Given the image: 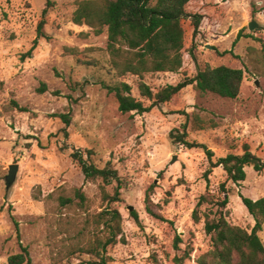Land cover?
<instances>
[{
    "label": "rangeland",
    "instance_id": "374dc122",
    "mask_svg": "<svg viewBox=\"0 0 264 264\" xmlns=\"http://www.w3.org/2000/svg\"><path fill=\"white\" fill-rule=\"evenodd\" d=\"M80 1L0 0V264H9L22 246L32 264H101L77 249L87 241L76 237L86 216L104 209L101 182L85 180L71 158L74 150L93 151L94 163L104 168L110 162L122 179L123 201L112 208L122 214L125 242L108 249L109 264H176L174 259L187 253L191 258L184 264H197L211 249L204 220L209 207L200 209L199 222L193 215L208 189L218 194L226 174L210 167L203 149L175 145L171 135L187 125L188 140L211 150L214 162L242 154L246 144L264 160V0H224L229 9L217 33L205 23L196 41L202 67L245 72L237 100L200 94L190 86L142 115L122 114L115 94L105 88L125 82L142 99L138 77L118 79L112 70L106 32L96 36L73 23ZM41 22L46 38L38 36ZM251 23L257 26L253 31ZM184 78L150 73L144 82L156 92ZM13 102L29 112H19ZM63 114L70 115V126L59 117ZM195 117L202 127L195 125ZM14 165L17 177L7 187ZM246 174L240 185L227 183L228 221L251 232L255 220L240 195L263 198L264 171L247 167ZM76 189L90 200L87 213L61 208L57 201L61 193L72 196ZM260 238L264 243V229Z\"/></svg>",
    "mask_w": 264,
    "mask_h": 264
},
{
    "label": "trees",
    "instance_id": "16d2710c",
    "mask_svg": "<svg viewBox=\"0 0 264 264\" xmlns=\"http://www.w3.org/2000/svg\"><path fill=\"white\" fill-rule=\"evenodd\" d=\"M228 9L227 1L224 0H84L77 3L72 21L77 26L89 27L96 36L106 32V50L110 55L112 70L118 79L127 75L138 77V89L142 99L134 97L131 86L125 82L116 86L105 84V88L115 94L122 114L134 112L142 115L168 104L190 86H195L200 94L238 99L245 72L227 66L202 67L197 57L196 41L198 36L205 33V23L213 28L211 33H217L222 17ZM43 14H46V10ZM44 24L45 22L40 24L39 38H46L42 32ZM37 45L38 42L35 41L28 55H32ZM150 73L181 74L185 78L177 85H169L154 92L144 82L145 75ZM45 89L43 85L40 91L44 92ZM145 101L150 105L146 106ZM13 108L22 113L29 112L27 108L15 102ZM59 117L66 126L71 125L69 114ZM194 122L196 126L202 127V120L199 118L195 117ZM65 136L68 137L67 132ZM171 137L175 145L184 146L189 150L203 149L210 161V167L222 168L226 174V182L219 186L218 194L208 189L199 199L193 215L194 220L199 222L200 209L209 207L208 212L204 213V220L211 249L197 259V264H264V243L260 238L264 229V197L254 201L240 195L244 206L255 220V225L249 232L228 221L230 190L227 188V183L240 185L246 180L247 167H253L256 172H263L264 160L256 156L246 144L242 154H228L214 162V153L211 150L203 144L188 140L187 125ZM85 153L74 150L71 158L87 182H101L100 195L104 210L86 216L84 228L77 232L76 237L87 241L79 242L77 249L95 256L101 264H109V258L106 256L108 249L125 242L122 214L118 209L112 208V205L123 201L122 179L110 162L100 168L92 160L94 152L89 150ZM211 172L212 170L206 172L207 179ZM114 184L116 186L111 194L107 187ZM57 201L61 208L77 207L86 213L90 208V200L82 189L74 190L72 196L61 193ZM132 216L139 224L137 213L133 212ZM88 229H91L89 239ZM190 258L191 254L187 253L185 258H175L174 262L184 264L185 260ZM8 263L32 264L28 248L22 246L21 253L11 256Z\"/></svg>",
    "mask_w": 264,
    "mask_h": 264
},
{
    "label": "water",
    "instance_id": "95a60500",
    "mask_svg": "<svg viewBox=\"0 0 264 264\" xmlns=\"http://www.w3.org/2000/svg\"><path fill=\"white\" fill-rule=\"evenodd\" d=\"M257 28L256 24L255 23H251L249 25V29L251 31L255 30ZM175 161V159L173 160ZM18 166L17 165H14L10 168V172H9V175L7 176V187H10L16 180V177H17V172H18ZM131 210H134L133 207H131Z\"/></svg>",
    "mask_w": 264,
    "mask_h": 264
}]
</instances>
